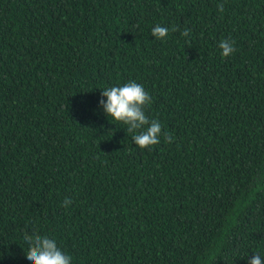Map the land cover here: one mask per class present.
I'll return each mask as SVG.
<instances>
[{"label": "trees", "instance_id": "16d2710c", "mask_svg": "<svg viewBox=\"0 0 264 264\" xmlns=\"http://www.w3.org/2000/svg\"><path fill=\"white\" fill-rule=\"evenodd\" d=\"M129 81L171 142L104 113ZM26 233L71 264L264 257V0H0V264Z\"/></svg>", "mask_w": 264, "mask_h": 264}, {"label": "clouds", "instance_id": "9594fccd", "mask_svg": "<svg viewBox=\"0 0 264 264\" xmlns=\"http://www.w3.org/2000/svg\"><path fill=\"white\" fill-rule=\"evenodd\" d=\"M219 11H223V4H219ZM173 28L172 31H177ZM168 28L156 25L151 35L160 41L168 36ZM190 29H185L182 35L187 37ZM221 54L225 58L231 55L234 49V42L224 39L219 43ZM99 101L104 113L114 121L127 126V131L134 133L132 139L134 144L141 149L152 150L153 146L160 143L161 135H164L166 142H171V137L162 132V126L157 120H149L146 109L152 104V98L144 89L143 85L135 81H129L122 86L105 88L101 92ZM106 98V100L104 99ZM71 204L70 198H65L62 207L67 208ZM25 242L29 245L26 258L31 264H71V257L65 254L54 238L41 236L39 234L24 235ZM248 264H264V257L255 253Z\"/></svg>", "mask_w": 264, "mask_h": 264}]
</instances>
